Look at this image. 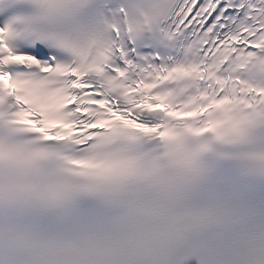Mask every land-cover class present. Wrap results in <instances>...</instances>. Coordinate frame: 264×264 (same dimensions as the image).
Instances as JSON below:
<instances>
[{"label":"snow or ice","instance_id":"6c2138e0","mask_svg":"<svg viewBox=\"0 0 264 264\" xmlns=\"http://www.w3.org/2000/svg\"><path fill=\"white\" fill-rule=\"evenodd\" d=\"M0 264H264V0H0Z\"/></svg>","mask_w":264,"mask_h":264}]
</instances>
